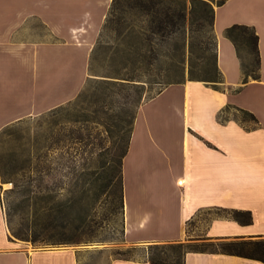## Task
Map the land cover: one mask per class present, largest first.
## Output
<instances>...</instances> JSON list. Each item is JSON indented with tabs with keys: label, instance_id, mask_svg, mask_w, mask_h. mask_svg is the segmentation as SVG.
<instances>
[{
	"label": "crops",
	"instance_id": "0c3cea01",
	"mask_svg": "<svg viewBox=\"0 0 264 264\" xmlns=\"http://www.w3.org/2000/svg\"><path fill=\"white\" fill-rule=\"evenodd\" d=\"M112 2L0 0V132L77 97ZM234 23L257 28L260 79L243 82L242 61L225 33ZM215 31L225 79L221 88L189 78L169 84L139 108L123 160L125 238L145 250L191 236L234 243L242 253L190 250L186 264H264V0H226L216 6ZM237 107L254 112L259 122L225 116ZM3 184L0 173L3 264H35V255L47 251L65 255L62 264H84L79 254L88 248L30 250L13 240ZM233 209L250 211L252 220L239 221ZM205 211L210 216L196 226L203 227L202 234L191 235L189 224ZM98 249L103 248L92 250ZM104 264L153 263L145 252L111 257Z\"/></svg>",
	"mask_w": 264,
	"mask_h": 264
},
{
	"label": "rangeland",
	"instance_id": "374dc122",
	"mask_svg": "<svg viewBox=\"0 0 264 264\" xmlns=\"http://www.w3.org/2000/svg\"><path fill=\"white\" fill-rule=\"evenodd\" d=\"M115 36V32H109L106 40L114 42ZM158 38L155 45L159 51L165 52L169 45ZM175 41L172 40V45ZM97 64L96 73H91L89 69L82 89H86L84 97L78 98L81 91L73 100L56 106L59 109L50 111L54 107L42 114L26 117L0 132V157L5 171L3 177L0 162L1 181L4 183L2 193L11 238L23 242L30 250L63 249L68 246L88 248V251L79 254L86 258L84 264H104L111 257L130 258L148 253L149 247L145 250L128 244L124 213L118 208L117 177L113 184L111 180L119 166L120 154L132 136L129 128L135 122L131 124L130 121L143 102L156 95L162 87V84L148 80L152 67L142 68L143 73L137 81L102 75L109 70L104 66L103 57ZM146 70L148 73H145ZM186 72L187 80L189 75ZM100 78L114 79L119 84L105 87L106 84L96 82ZM135 82L145 85H134ZM103 95L106 96L104 105L101 100ZM231 115L244 119L243 113L235 108H230L225 114L226 117ZM247 123L254 124V121L248 120ZM39 167L43 170L41 175L37 172ZM15 181L19 183L18 190L13 189ZM39 184L47 194L46 201L36 202L31 197L39 189ZM28 187L30 192L26 191ZM59 201L66 205L64 222L67 226L63 229L57 228V222L62 221L63 215L59 211ZM43 202L50 206L49 212L41 210ZM211 213L230 212L213 210ZM209 216V212L205 211L189 224L191 235L202 234L203 227L197 230V223ZM52 235L55 239L65 238L75 242L44 240ZM185 241L210 248H221L220 245H223L193 236ZM210 243L216 245L211 246ZM60 254L59 251L37 253L35 264H62L65 255ZM4 258L5 255L0 256V264L5 261Z\"/></svg>",
	"mask_w": 264,
	"mask_h": 264
},
{
	"label": "trees",
	"instance_id": "16d2710c",
	"mask_svg": "<svg viewBox=\"0 0 264 264\" xmlns=\"http://www.w3.org/2000/svg\"><path fill=\"white\" fill-rule=\"evenodd\" d=\"M225 1L113 0L106 22L91 54L90 72L96 73L95 66L98 65L100 58L103 57L104 66L109 69L107 72H102L104 76L138 81L143 73L142 68L147 67L150 69L152 67L153 72L149 73L148 80L162 84L158 92L169 84L185 82L186 71H188L190 79L208 81L215 88L220 89L225 79L218 63V37L215 31V13L216 6L223 4ZM109 32L116 33L114 42L106 40ZM194 32L196 33L194 34ZM225 33L235 43L242 61L243 82L247 83L251 79H260L262 57L260 35L256 26L246 23H234L226 28ZM157 37H159L158 39L161 42L168 43V50L162 52L157 49L155 45ZM172 40H176L174 45H172ZM187 42H189L188 47ZM147 71L145 73H148ZM154 76H158V78H153ZM100 79L96 80V82L103 85L106 84L105 87L119 84L114 79ZM133 84L141 85L142 87L145 85L136 82ZM85 90L80 93L78 98L84 97ZM139 91L141 92V90ZM106 96L103 95L101 97L103 105L106 101ZM59 107L50 111L59 109ZM237 109L244 115L242 121L248 122V120H252L259 122L254 112L242 107H237ZM224 112L226 110H223ZM136 116L137 114L130 121L131 124L135 122ZM133 127L129 128L131 134ZM128 139V144H126L120 154L116 175L114 174L111 180L113 184L115 176L117 177L115 188L118 192V208L122 209L123 213L125 204L123 158L129 150L131 135ZM0 162L3 177H5L2 156L0 157ZM37 172L40 175L43 174L42 168H37ZM11 181L14 180L11 179ZM19 187V183L15 181L13 189L18 190ZM38 188L31 197L36 202L39 200L46 201L47 194H45L43 186L39 184ZM26 191L30 192L31 188L28 187ZM58 203L59 211L63 215L62 221L57 222V228L63 229L67 226L64 222L66 218L64 213H67L66 205L62 201ZM40 208L43 212H49L51 209L44 202ZM40 208L38 209L40 210ZM231 212L239 221L249 222L252 220L250 211L233 209ZM16 234L21 235L20 232ZM48 238L45 237L44 240L75 242V240L65 238L55 239L53 235ZM36 240L37 238H35ZM216 244L210 243L211 246ZM222 244L220 245L221 248H210L204 244L198 245L186 241L151 244L148 250V257L153 264H186L185 256L190 250L215 251L223 249L242 253L238 245L234 243Z\"/></svg>",
	"mask_w": 264,
	"mask_h": 264
},
{
	"label": "bare ground",
	"instance_id": "6f19581e",
	"mask_svg": "<svg viewBox=\"0 0 264 264\" xmlns=\"http://www.w3.org/2000/svg\"><path fill=\"white\" fill-rule=\"evenodd\" d=\"M183 182H184L183 180H181V179L179 180V184H183Z\"/></svg>",
	"mask_w": 264,
	"mask_h": 264
}]
</instances>
